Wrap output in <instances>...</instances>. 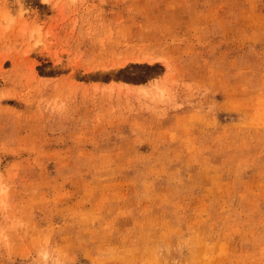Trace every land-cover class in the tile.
<instances>
[{
	"label": "rangeland",
	"instance_id": "1",
	"mask_svg": "<svg viewBox=\"0 0 264 264\" xmlns=\"http://www.w3.org/2000/svg\"><path fill=\"white\" fill-rule=\"evenodd\" d=\"M23 7L0 32V264H264V0Z\"/></svg>",
	"mask_w": 264,
	"mask_h": 264
},
{
	"label": "clouds",
	"instance_id": "2",
	"mask_svg": "<svg viewBox=\"0 0 264 264\" xmlns=\"http://www.w3.org/2000/svg\"><path fill=\"white\" fill-rule=\"evenodd\" d=\"M42 2H47V0H42ZM20 5L18 12L13 15L12 12L4 17L0 16V32H7L10 31L16 24L17 17L19 13L22 11L23 14L27 15L29 10L25 7L21 8V4H23V0H20ZM29 38L35 40L36 37L33 34H29ZM8 191V186L2 182H0V195L5 194ZM38 259L41 261V264H61L60 259L54 254V252L49 251L47 249L42 250L38 253Z\"/></svg>",
	"mask_w": 264,
	"mask_h": 264
}]
</instances>
